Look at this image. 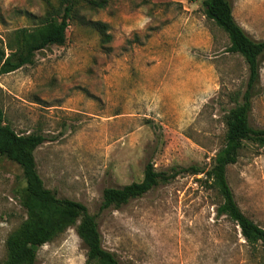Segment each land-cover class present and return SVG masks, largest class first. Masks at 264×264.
<instances>
[{
    "label": "rangeland",
    "instance_id": "1",
    "mask_svg": "<svg viewBox=\"0 0 264 264\" xmlns=\"http://www.w3.org/2000/svg\"><path fill=\"white\" fill-rule=\"evenodd\" d=\"M90 1L97 0L80 1L65 45L0 75L6 122L46 138L35 151L45 187L84 204L104 248L122 264H264V250L253 253L236 223L217 216L222 200L203 174H183L121 208L100 210L104 189L142 181L148 162L157 171L210 168L225 142L224 116L241 102L249 71L241 55L227 52L225 31L204 16L205 0H104L103 8ZM231 1L236 21L264 40V0ZM46 10L43 0H0V40L35 27L32 17ZM97 22L109 25L105 44ZM149 82L159 91L146 92ZM194 91L203 97L191 115L159 113L176 96L184 105ZM250 123L264 129V56ZM227 179L242 211L264 228V147L245 143ZM25 186L21 168L0 156V262L7 237L27 217ZM86 259L72 227L40 247L35 264Z\"/></svg>",
    "mask_w": 264,
    "mask_h": 264
},
{
    "label": "trees",
    "instance_id": "2",
    "mask_svg": "<svg viewBox=\"0 0 264 264\" xmlns=\"http://www.w3.org/2000/svg\"><path fill=\"white\" fill-rule=\"evenodd\" d=\"M45 14L33 28L16 29L0 40V75L9 74L35 64L36 54L51 46H63L68 39V27L81 0H43ZM96 7H105L104 0L90 1ZM204 16L218 25L229 37L227 52L239 54L248 66L249 77L241 102H237L224 116L225 142L212 159L210 168L197 165L188 168L172 167L157 171L154 163L145 166L143 179L122 187H109L102 194L101 211L121 208L132 200L142 198L160 184H168L177 177L188 174L204 175L203 183L215 189L221 197L217 216H227L240 228L241 235L253 253L264 250V228L249 218L235 200L228 183L227 169L238 161L245 143L264 147V129L250 123L252 100L260 84L261 58L264 40H254L236 21L231 0H205ZM93 26L101 35L102 44L111 40L109 25L102 22ZM1 91V88H0ZM46 138L41 133L19 134L7 122L0 103V156L17 164L22 170L25 188L20 203L26 219L7 237L6 259L0 264H35L38 249L60 237L72 227L87 249L85 264H122L118 257L103 246L97 218L81 202L61 198L45 187L37 169L35 151Z\"/></svg>",
    "mask_w": 264,
    "mask_h": 264
},
{
    "label": "crops",
    "instance_id": "3",
    "mask_svg": "<svg viewBox=\"0 0 264 264\" xmlns=\"http://www.w3.org/2000/svg\"><path fill=\"white\" fill-rule=\"evenodd\" d=\"M182 1H184V0H181L180 2H182ZM168 30L169 29L165 28L163 30V33L166 32V31H168ZM156 40H158L157 37L153 38V42H151V43L155 44L156 43ZM153 85L154 84L152 82H149L146 85L147 87L145 88L146 92L147 91H150V92L151 91H154V89L155 90H158L157 88L153 87ZM177 87H178V89L180 88L179 86H177ZM198 87H200V89H202L203 88V82ZM159 89H161V88H159ZM202 97H203L202 92H199V94H198V93H196V91H194L193 94L187 96L185 104L182 105V106H180V104L179 105L176 104V101L178 99V96H176L174 98V100H173V104H171L169 106V109L170 110L160 111L159 113H162V114L191 115L192 112H193V109L195 110L196 109V106H198L202 102ZM162 99H164V96H162ZM164 106H167V104L164 103Z\"/></svg>",
    "mask_w": 264,
    "mask_h": 264
}]
</instances>
